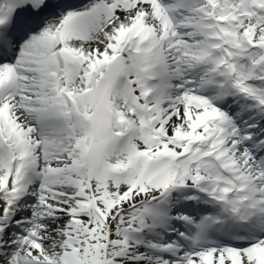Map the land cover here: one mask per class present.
<instances>
[{
  "label": "snow or ice",
  "instance_id": "obj_1",
  "mask_svg": "<svg viewBox=\"0 0 264 264\" xmlns=\"http://www.w3.org/2000/svg\"><path fill=\"white\" fill-rule=\"evenodd\" d=\"M0 264H264V0H0Z\"/></svg>",
  "mask_w": 264,
  "mask_h": 264
}]
</instances>
